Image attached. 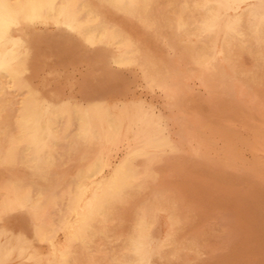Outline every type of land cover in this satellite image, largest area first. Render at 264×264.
I'll return each mask as SVG.
<instances>
[{
	"label": "bare ground",
	"instance_id": "bare-ground-1",
	"mask_svg": "<svg viewBox=\"0 0 264 264\" xmlns=\"http://www.w3.org/2000/svg\"><path fill=\"white\" fill-rule=\"evenodd\" d=\"M34 24L67 29V34L58 33L51 44L58 54L70 52L78 41L113 47L112 61L116 65L136 66L146 88L162 94L167 114H156L140 103L109 105L100 97L89 98L84 104L54 103L45 98L26 75L34 52L28 30ZM243 54L255 60L264 58V0H0V93L15 88L19 95L9 123L0 127V222L8 214L18 213L21 228L9 231L0 227V264H174L182 255L197 251L195 237L184 240L187 234L183 239L178 235L182 229L178 214L182 212L177 214L176 193L174 196L168 188L153 187L157 174L150 166L161 151L169 149L176 153L183 146L203 159L207 149L218 139L225 145L223 152L221 150L223 159L235 161L233 146L241 139L229 132L225 127L228 123L224 121L215 127L209 119L190 114L188 110L193 104V84L209 93L218 87L227 92L231 90L237 104L247 97L253 102L260 96L254 92L249 97L252 88L257 90L261 80L259 67L245 72L239 68L242 64L237 66L238 62H232V58L235 60ZM3 107L4 104L0 111ZM263 126L254 130V138L264 139ZM169 169H173L171 165ZM254 175L255 178L259 176ZM236 179L240 181L239 177ZM255 182L257 187V179ZM222 185L227 188V183ZM261 188L264 189L262 185L260 191ZM226 194L220 197L226 198ZM235 199L240 202V198ZM260 203L254 204L259 207ZM255 209L254 212L250 210L248 221L251 213L255 215ZM259 211L263 218L262 207ZM255 217H251L250 222L255 221ZM250 226L252 224L249 229ZM31 238L46 250L33 248ZM205 238L209 239L207 235ZM261 238L255 237L256 241L260 239L259 243ZM96 239L99 245L92 249ZM249 239L255 240L254 237ZM258 248L263 252L261 245ZM259 257L262 259V255ZM206 262L212 264L210 260Z\"/></svg>",
	"mask_w": 264,
	"mask_h": 264
},
{
	"label": "rangeland",
	"instance_id": "rangeland-1",
	"mask_svg": "<svg viewBox=\"0 0 264 264\" xmlns=\"http://www.w3.org/2000/svg\"><path fill=\"white\" fill-rule=\"evenodd\" d=\"M28 31H29L28 33L30 35L31 40L33 41V48H34L33 51L34 52H33V55L31 57V60H30V69L26 73V75H27L31 85L36 90L40 91L43 94V96L45 98H47L48 100H50L54 103L58 102V101H67L70 103L80 102V103L84 104L86 102V100L89 98H96V97L99 98L100 97L105 101V103H107L109 105L114 104V105L119 106V105H123V104H139L140 103V104H143V106L154 110V113H156V114H158V113L163 114V115L167 114L168 111H167L165 105L163 104L164 99H163L162 94L157 90L156 91L155 90H149V88H146V86L144 85V82L142 81V79H140L141 78L140 73H139L136 66L116 65L112 61V57L114 55V48L113 47L106 45V44H103V43H96V44L92 45V44H88V43L86 44V42L78 41L77 46L74 47L70 52H68L66 54H58L51 48V44H53V40L55 39V37L58 33L59 34H67V32H68L67 29L61 28V27H56L55 25H52V24H34L31 27V29H29ZM168 51L171 52V50H168ZM245 56H247V57H245ZM238 58L235 60H234V58H232V62L234 64H236L235 62H238L237 66H239L240 64H242V65L245 64V66H243L244 68L242 67V65H240L241 67H239V68L241 69V71L248 72V70H253V68L258 69V67H259L258 71H259V73H261L260 74L261 80H259L260 79L259 78L258 79L259 83L258 82H256V83H258V88H260V89L257 88V90H256L255 88H252L251 93L249 94V97L251 98L252 97L251 95L254 94V92H256V93H258L257 94L258 96L260 93V96H262L263 98L261 97L262 98L261 99L259 96L257 98V99H259V102L257 99L253 100V102H252V101H249L248 100L249 98L247 97L246 100L237 104L235 99H233L235 97V95L231 90H230V92H227L228 90L226 91V90H223L222 88L218 87L215 91H212L209 93V91H207V90L203 91L204 88L202 86L196 84V85H198L196 87V85L193 84V85H191V88H192L191 96H192V103L194 104V106H193V104H191L189 106L190 108L188 110L189 112L191 111L190 114L193 113L195 115H198L199 117H203L204 119L206 118V120L209 119L208 122L209 123L211 122L210 124L212 126H215V127L218 125H221L222 123L224 124L225 122H226L225 124L228 123V126H225V127H228L230 129L229 132H231L235 135H238L239 138L241 139V141L236 142L233 146L234 152L236 153L235 161L234 162H231V161L227 162L226 160L223 159L222 154H221V150L223 152L225 145L221 139H218L206 151V155L207 154L210 156L212 155L211 157L210 156L208 157V155L207 156L204 155V158L202 157L203 159H201V157L199 158L197 156H194L191 152H189L186 146L185 147L183 146L180 150L176 151V153H174L173 151H170L169 149L161 151L160 153H158L156 159L152 162V164L150 166L155 171V173L157 174V179L153 183V187H155L157 189H159V188L167 189L168 188L174 194V196L176 193L175 197L176 198L178 197V199H179V200L177 199V201H178L177 202V204H178L177 205V208H178L177 214L179 212H182V213L178 214L179 215L178 222H179V226L181 225L180 228H182V229L184 228L183 230L179 229V233H178L179 237L182 238L183 236H185L187 234L185 236L187 239L184 238V240L191 239L192 236L198 239V240H195V238L193 239L194 242L196 241L198 243V244L195 243V244H197V245H195V247L198 250L196 251L193 249L194 251L188 252L186 254L187 256L182 255L177 260H174V264H176V263L177 264H190L189 262H191V264H194V263L195 264H209V262H206L209 260H210V263H212V264H214V263L220 264L221 260H222V264L224 262H226L227 264H232V263L241 264V262L242 263L244 262V264H247V263L249 264L250 262H251L250 264H261L262 262H264V259H263L264 258V247L262 246L264 244V242H263L264 241V238H263L264 232L261 231V230L264 231V222H262V221H264V217L263 218H262V216L260 217L259 213L257 212L259 210L261 211V207H262L263 214H262V212H260V211L259 212L261 213V215H264V204H263V202H264V194H263L264 189L261 188L262 189L261 191L259 189L261 187V185L264 187V183H263L264 182V162H263L264 161V149H263L264 148V145H263L264 139L258 140L256 138H254V136H253L254 130L259 126L264 125V123H263L264 122V117H263L264 116V107H263L264 106V102H263L264 101V94H262V93H264L263 92L264 91V82H262V81H264V78H263L264 77V73H263L264 70L262 71V69H264L263 65H262V64H264V58L262 57L259 60H255L246 54H243ZM249 58H251V59H249ZM250 60H251V62H250ZM249 64L251 65L252 68L250 67ZM256 64L258 66H255ZM253 66H255V67H253ZM246 69H247V71H246ZM261 84H262V86H261ZM6 90L7 89L3 90L6 93L3 91L2 92L4 94L2 92L0 93V107L2 104H4L3 109H5V110L2 109L0 111V119H1L0 120V127L6 126L7 121L9 123L10 117L13 115V113L15 111L14 109H15L16 104H14V103H16L17 98L19 96L18 92L15 88L8 89V91H6ZM145 90L147 92H145ZM217 90H219L221 93ZM195 91L197 92V94L199 96L196 94ZM157 92L160 94L158 95ZM204 93H206L205 97H204ZM14 95H16V96L18 95V96L14 97ZM208 95H209V97H208L209 99L206 97ZM216 95L217 96L220 95V98H219V96L216 97ZM12 96H13V98H12ZM203 97L205 98V100L207 102L204 100ZM230 98L232 101L230 100ZM194 100H196V101H194ZM226 100L228 102H226ZM162 101H163V103H162ZM220 102H222V103H220ZM229 102H230V104H228ZM260 102H261V104H260ZM207 103H208V105H207ZM223 103L224 104L226 103L225 105L227 107H224L225 105ZM254 103L256 105H254ZM212 105H214V106H212ZM218 105L221 107H219ZM234 105L236 107H234ZM260 106L262 108H260ZM195 107L197 109H195ZM201 107H203V108H201ZM199 108L201 109V111ZM203 109L207 112V114L205 111H203ZM215 110H216V113L214 112ZM195 111H197V112H195ZM252 111L254 112L255 115H253ZM261 111H262V113H261ZM7 113H8V115H7ZM211 114H212V116H211ZM236 114H237V117H236ZM239 114L242 117H240ZM249 114H251V115H249ZM8 116H9V118H8ZM245 117H246V119H245ZM260 119H262V120L260 121ZM236 124H237V126H236ZM246 124L248 126H246ZM249 124H251V125H249ZM250 131H252V132H250ZM260 142H261V145H260ZM217 143H218V145H217ZM220 143H222V144H220ZM255 144H256V146H255ZM242 146H243V148H242ZM253 148L255 151H253ZM183 149H184V151H183ZM260 149H262V151ZM211 150L213 153L210 152ZM246 152H249V153H246ZM186 153L189 157L186 156ZM215 153H216V155H215ZM252 153H254V155ZM170 154L174 155V156H171ZM175 154H177V155H175ZM191 154H192L193 158H192V156L190 157ZM166 155H169V156H166ZM213 155H215V156H213ZM257 155H259V156H257ZM177 156H178V158H177ZM165 157H166V160H165ZM169 157L171 158L170 159L171 161L169 160ZM206 157L208 158V160H206L207 159ZM221 157H222V159H221ZM209 158H211V159H209ZM167 159L169 160V162ZM250 159H251V162L248 161ZM163 160H165V161H163ZM174 160H175V163H174ZM176 160L178 163L176 162ZM196 160H197V162H196ZM199 160H201V161H199ZM220 160H223V161H220ZM192 161H193V163H192ZM161 162H162V164H161ZM170 162H172L173 164ZM186 162H188V164H191L192 166L188 165ZM194 162H196V163H194ZM201 162L202 163L204 162L203 164L205 165V169H204V166ZM206 162L208 164H206ZM209 162L210 163L212 162V163L210 164ZM213 162L215 164H213ZM218 162H220L221 165ZM236 162L237 163L241 162V163L237 164ZM200 163L203 166V168L200 165ZM229 163H231V165ZM233 163L235 164L234 165L235 167L232 166ZM179 164L181 166H179ZM170 165H171V168H173V169H169ZM174 165H175V167H174ZM193 165H194V168L192 169ZM162 166L164 168L168 169L169 172L166 169L164 172V168L161 169ZM196 166H198V167H196ZM226 166H228V167L226 168ZM185 167L190 169L189 171H191L193 174L190 173L188 171V169ZM183 168H184V170H183ZM253 168H254V170H253ZM218 169H219V172H218ZM244 169H245V172H244ZM181 170H183L185 173ZM197 170H198V173L196 172V174H195L194 172ZM210 170L213 172V174ZM200 171L201 172L204 171V172L201 173ZM223 171L225 172V174L223 173ZM238 171H239V174H238ZM240 171H241V173H240ZM176 172L177 173L179 172L178 173L179 175H177ZM221 172L223 175H221ZM233 172H235L236 174ZM246 172H248V173H246ZM194 174L196 175L195 177H194ZM226 174H229L230 176H228ZM248 174L251 176H249ZM253 174H256V176L259 175V176H257L258 178H255V175L253 176ZM184 175L186 176V178ZM190 175L192 177L191 180H189L191 178V177H189ZM214 175H216V178ZM220 175L222 176V178H224V181L221 180L222 178ZM217 176L220 178H218ZM233 176L235 178H232ZM237 176L240 178V179H238L240 181H237V179H236V178H238ZM244 176L246 177V179ZM252 176H253V178H252ZM175 177H177V178H175ZM202 177H203V180H202ZM209 177H212V178H209ZM229 179L233 180V181L227 182V180L230 181ZM241 179H245V180H241ZM256 179H257V182H258V180L260 181V179H261L260 182L262 184L260 182L257 183L258 184L257 187H259V188H257L255 186L256 185V182H255ZM171 180H173V181H171ZM219 180H220V182H219ZM221 181L224 183H222ZM172 182L174 184H172ZM183 182H185V184H183ZM177 183L180 185H178ZM202 183H205L207 185L205 186V184H202ZM225 183H227V185H225V186L227 188L230 187V190L225 188L222 185ZM228 183L229 184L231 183V184L229 185ZM253 183H255V184H253ZM251 184L253 186H251ZM259 184H261V185H259ZM199 185H201V186L199 187ZM177 186H178V188H177ZM222 187H224V188H222ZM223 189H226V192ZM257 191L261 192L262 194L261 193L258 194ZM222 193L223 194L227 193L226 194L227 197H228V195H230V196L228 198L221 196V197H223L221 199L220 195H223ZM250 193H252L253 196ZM254 194H255V196H254ZM226 195H224V196H226ZM237 195H238V197H237ZM250 195H251V197H250ZM233 196H234V198H233ZM262 196H263V198H262ZM213 197L216 198V201H215V199H213ZM235 197L238 199L240 198L239 199L240 202H238V201L236 202ZM243 197L247 198L246 199L247 202H246L245 198H243ZM257 197H259V199ZM242 198L245 201H243ZM251 198H254L256 203L259 204V202H261L262 204L260 203L261 205H259V207H256L258 205L254 204L255 203L253 201L254 199L252 200V203H250ZM180 199H182V200H180ZM217 199H219V200H217ZM259 200H261V201H259ZM208 201H210V202H208ZM248 202L250 203V204H247L248 206L250 205L249 207H247V205H246V203H248ZM243 205H246L247 209L248 208L249 209L247 210L246 207ZM252 206H255L256 209L253 208ZM252 208H253V210L254 209L256 210V213H254L255 215H252V213H251L250 220H251V217L254 219V217L256 215H258L259 217L258 216L255 217L256 219L257 218L260 219L259 221L255 219V221H258V224H257V222L255 223V221L253 219H252L253 221H251V222H250V220L248 221V219H249L248 216L250 215V210H252ZM245 209H246V212L244 211ZM253 210H252V212H254ZM183 212H184V214H183ZM247 212H249V213H247ZM188 213H190L191 215ZM197 213H199V214H197ZM192 214L194 215V217ZM195 214H196V216H195ZM18 215H19L18 213L8 214L0 222V227L5 228L9 231L21 229L19 226L20 222H19V216ZM181 216H183V217H181ZM11 217L14 219H12ZM180 217L183 220H181ZM15 219H17V220H15ZM261 219H263V220H261ZM191 220L192 221L194 220L193 223ZM247 221L250 223H248ZM260 221L262 223H260ZM183 223H184V225H183ZM247 223L249 225L252 224V226H250V229H249V225ZM256 224L259 226L263 224L262 225L263 229H262V226H260V227L258 226L255 228V226H257ZM197 226H198V228H197ZM185 227L188 229H186ZM252 227L254 228V230L255 229L256 230L254 231L252 229ZM180 230L183 233L180 232ZM184 230H186V231H184ZM201 230L202 231L204 230V231L202 232ZM247 230H249V231L247 232ZM250 230H252V232H250ZM206 231H207V233H206ZM253 231H254V233H253ZM256 231H257V234H256ZM260 231H261V234L259 235ZM190 232L193 234H191ZM200 232L202 234H200ZM204 232H205V235H207V237H209L208 240L206 238L203 239L205 237ZM251 233L255 234L257 236V238H261L260 236H262V238H261L262 242L260 241V243H259L260 239L259 240L257 239V241H256V239H255L256 236L255 235L252 236L253 234H251ZM199 235H200V240H199ZM249 237L250 238L254 237L255 240L253 241L252 239H249ZM202 239L205 242H203ZM30 240L32 242L33 248L41 250L43 252L46 250V248L42 244H39L33 238H31ZM251 241L254 243H251ZM99 242H100L99 239H96V241L94 242V245H92V246H94V247H92V249L97 247L99 245ZM255 242H258L257 243L258 247H260V245H261V249H263V252L260 251V248L256 247ZM206 243L207 244L209 243L210 245L209 244L206 245ZM249 244H251V245H249ZM232 250H235V251H232ZM198 251L200 252V254L202 253L201 254V255H203L202 257L198 253ZM209 251H211V252H209ZM208 252L211 254L209 255ZM232 252H234V253L230 255V253H232ZM206 253H207V255H206ZM212 254L214 256H216L217 259L215 257L212 258V256H213ZM228 255H230L232 257H230ZM241 255H243V256H241ZM255 255H256V258H255ZM261 255H262V259L259 257ZM191 256H192V258H191ZM196 256H198L197 258H199V259H201V258L202 259L205 258V259L200 261L199 259L196 258ZM219 257H221V258H219ZM224 257H226V258H224ZM237 257H238V260H237ZM239 257H240V259H239ZM222 258H224L226 260L223 261ZM219 259H221V260H219ZM235 259L237 261H235ZM246 259L249 262L247 261V263H246ZM217 260H218V262H216ZM196 262H198V263H196ZM202 262H204V263H202ZM156 263H159V262L157 261ZM262 264H264V263H262Z\"/></svg>",
	"mask_w": 264,
	"mask_h": 264
}]
</instances>
